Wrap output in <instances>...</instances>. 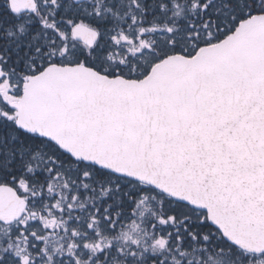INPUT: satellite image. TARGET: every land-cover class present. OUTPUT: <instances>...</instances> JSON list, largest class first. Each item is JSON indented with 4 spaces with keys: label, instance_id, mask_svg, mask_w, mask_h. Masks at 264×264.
<instances>
[{
    "label": "snow or ice",
    "instance_id": "1",
    "mask_svg": "<svg viewBox=\"0 0 264 264\" xmlns=\"http://www.w3.org/2000/svg\"><path fill=\"white\" fill-rule=\"evenodd\" d=\"M0 264H264V0H0Z\"/></svg>",
    "mask_w": 264,
    "mask_h": 264
}]
</instances>
